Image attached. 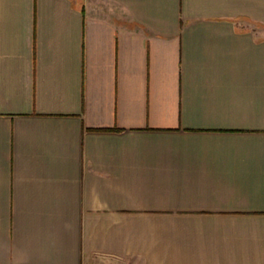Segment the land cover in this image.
I'll use <instances>...</instances> for the list:
<instances>
[{
  "label": "crops",
  "instance_id": "0c3cea01",
  "mask_svg": "<svg viewBox=\"0 0 264 264\" xmlns=\"http://www.w3.org/2000/svg\"><path fill=\"white\" fill-rule=\"evenodd\" d=\"M0 264H264V0H0Z\"/></svg>",
  "mask_w": 264,
  "mask_h": 264
}]
</instances>
